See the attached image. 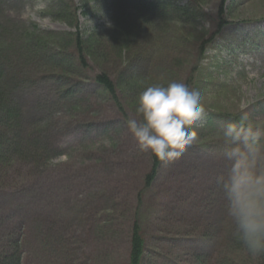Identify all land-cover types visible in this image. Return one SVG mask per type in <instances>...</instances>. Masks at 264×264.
<instances>
[{"label": "rangeland", "instance_id": "rangeland-1", "mask_svg": "<svg viewBox=\"0 0 264 264\" xmlns=\"http://www.w3.org/2000/svg\"><path fill=\"white\" fill-rule=\"evenodd\" d=\"M61 1L0 0V85L15 124L0 114V254L18 242L20 264H129L137 222L141 264H264L235 243L221 247L234 226L215 182L227 168L226 125L243 114L264 125V0H165L186 10L179 26L170 18L161 33L150 27L113 62L88 57L77 78L50 74L53 64L25 57L20 43L36 27L75 33L52 16ZM117 1L72 0L85 39L110 32ZM103 71L114 98L95 80ZM172 81L199 91L204 113L189 129L197 142L162 162L147 186L152 156L138 152L126 124L132 89ZM17 142L37 146L43 160L14 155L8 146Z\"/></svg>", "mask_w": 264, "mask_h": 264}, {"label": "clouds", "instance_id": "clouds-1", "mask_svg": "<svg viewBox=\"0 0 264 264\" xmlns=\"http://www.w3.org/2000/svg\"><path fill=\"white\" fill-rule=\"evenodd\" d=\"M203 113L200 92L172 81L146 87L137 97L135 116L126 124L139 153L172 163L197 142L196 132L189 129ZM221 135L227 168L215 182L225 215L249 255L264 256V125L243 114L240 123H229Z\"/></svg>", "mask_w": 264, "mask_h": 264}, {"label": "trees", "instance_id": "trees-1", "mask_svg": "<svg viewBox=\"0 0 264 264\" xmlns=\"http://www.w3.org/2000/svg\"><path fill=\"white\" fill-rule=\"evenodd\" d=\"M68 1V2H66ZM72 0H63L59 3L57 11L52 15L57 20L67 24L69 27L75 28V33H53V32H38L37 27L35 32L25 35L22 42V50L24 56L37 57L40 61L52 63L53 66L50 70V74L56 75L62 78L78 77L77 65L82 67L88 65V57L108 59V62H113L117 57V54H122L126 49L128 50L131 43H138L141 36H150L153 34L150 27L159 26V32H163L166 20L172 19L176 25L181 24L179 19H175L180 14L186 13L185 9L174 6L167 1L158 0L156 2H148L147 0H119L117 5L115 4L114 22L115 26L110 30L108 34H102L95 38L94 36L85 39L79 31L78 21L75 14L71 12ZM165 14L168 17H163ZM224 14L223 5L220 9V24L219 29H222L226 24L223 21L222 16ZM175 30V29H174ZM41 34V35H39ZM58 43L53 44V42ZM141 41V40H140ZM206 50V43L201 46V56L204 55ZM49 53L48 56L45 53ZM27 58V59H28ZM96 82L103 87V89L111 96L116 97L117 87L112 78L105 71L101 72L96 77ZM136 97L143 91L141 88L132 89ZM9 97L8 91L4 86L0 85V114L3 116L1 120L5 119L6 124L9 127H15L12 113L13 106L6 101ZM136 102V101H135ZM10 105V107H8ZM18 124V122H16ZM6 144L2 145L6 151ZM20 146H24L25 150H19ZM8 148L12 150L14 155H24L29 153V160H33L36 164L41 158V154L37 146L34 144H24L17 142L11 143ZM3 150V149H2ZM7 153H10V151ZM47 151H43V156ZM27 159V160H28ZM152 170L147 176V186L152 184L155 180L158 168L162 163L158 159L152 157ZM141 229L137 222H134L130 240V256L129 264H141L144 255V240L140 233ZM233 243L236 249L243 250L245 247L236 238L234 230L230 233H226L221 243V247L224 245H232ZM18 242L10 243L13 248V254H0V264H20L21 256L18 253ZM229 246V247H230ZM246 250V249H245ZM260 260L264 262V256H259ZM223 264V262H220Z\"/></svg>", "mask_w": 264, "mask_h": 264}]
</instances>
